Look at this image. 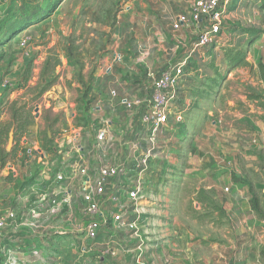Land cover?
<instances>
[{"label":"crops","instance_id":"crops-1","mask_svg":"<svg viewBox=\"0 0 264 264\" xmlns=\"http://www.w3.org/2000/svg\"><path fill=\"white\" fill-rule=\"evenodd\" d=\"M236 2L228 19L244 0ZM191 3L163 0L162 25L152 12L142 27L163 32L156 35L159 49L149 50L156 45L147 35L144 47L134 46L140 54L136 64L160 63L165 69L189 57L179 86L182 127L170 119L153 147L141 108L128 109L123 104L152 92L153 82L146 79L128 84L121 80L123 73L111 71L107 81L92 83L89 99L97 106L87 112L88 118L95 119L86 128L75 125L76 103L71 91L62 84L52 86L43 95L47 105L36 104L38 114L25 122V133L17 140L21 141L19 158L0 169V217L10 212L17 216L15 228L0 232V250L5 252L0 264H264V79L259 70L264 61L249 54L245 67L228 68L226 51L243 47L226 44L232 40L229 29L216 45L191 55L197 28L175 31L172 27L178 15L189 13ZM57 7L46 19L53 17ZM27 13L13 11L0 37L12 18ZM260 39L264 42V36ZM143 48L148 50L142 54ZM75 57L66 58L62 65L68 73L66 81L78 92L82 90L81 81L77 83L80 76L74 75L71 66L77 63ZM218 58L221 69L217 75L211 70L219 66ZM58 73L59 69L54 79ZM230 82L256 91L235 94L227 86ZM14 96L12 93L11 102ZM49 108L60 117L52 152L44 150L42 137ZM228 115L236 117V124L226 122ZM108 117L115 121L108 122L106 135L104 131L98 134L96 130L103 127L99 119L104 122ZM152 150L156 158L144 173L148 199L136 203L137 211L144 213L138 234L103 225L98 238L89 240L85 227L92 217L87 214L85 197L94 188L99 168L121 164L127 171L118 187L108 180L104 195L95 198L111 214L117 206H131L126 197L128 176L139 173L140 158ZM172 193L177 195L173 200ZM254 197L259 212L253 209Z\"/></svg>","mask_w":264,"mask_h":264},{"label":"rangeland","instance_id":"rangeland-1","mask_svg":"<svg viewBox=\"0 0 264 264\" xmlns=\"http://www.w3.org/2000/svg\"><path fill=\"white\" fill-rule=\"evenodd\" d=\"M162 2L163 0H0L1 33L9 19L7 17L15 10L18 12L27 10L28 13H32L49 9L52 12L58 6L52 18L40 22L35 27L30 26L12 36L10 40L0 39V42H7L6 45L0 43V128L4 127L10 119L9 106L12 93H15L14 101L18 102L16 107L23 112L22 120L28 116L29 109L32 110L34 118L36 104L47 105L43 99L45 94H42L43 91L51 90L52 86L57 84L65 85L71 91L76 103L75 125L86 128L95 118H87V112H85L87 101L80 104L81 93L75 91L76 88L70 84L72 82L66 81L68 73L62 65L63 60L71 59L75 55L77 63H72L71 66L75 71L74 75L80 76L76 81L78 84L81 81L82 89L85 85L98 83V80L110 79L106 72L109 65L112 66L111 71L115 74L123 73L121 80L123 79L128 84H141L140 80L144 81V79L153 82L163 67L160 68V63L153 62L136 64L134 60L138 59L140 54L135 53L134 46L140 44L144 47L147 42H144L143 37L147 35L156 45L149 50L155 52L159 49V35L157 34L158 31H162L152 30V28L151 31H145L142 27L145 25L146 17L152 12L159 16L160 21L157 18V22L161 23V15H163L161 12L164 11ZM262 2L263 0H244L241 7L233 9L229 19L227 17L225 20L224 26V31L231 30L232 40L227 41L226 44H243L240 50L246 51L247 57L249 54L250 56L257 55L258 61H264V42H260L261 39L255 41L252 38L251 40L245 32L247 30L256 31L259 38L264 36ZM236 3L234 2V5ZM151 21L153 20L150 19V26H152ZM156 27L160 28L158 25ZM249 44L251 46L248 48ZM144 50L148 49L143 48L142 54ZM159 55L161 56L162 53L159 52ZM160 56L155 55L156 58ZM118 58L120 60H117ZM217 64L219 66L213 68L211 72L218 75V70L221 69L219 58ZM227 67L231 68L230 65ZM241 67L245 65L238 68ZM57 69L59 73L54 79L53 76ZM95 74L97 78L94 77ZM61 77L63 80L59 79ZM40 83H45V85H40ZM209 85L212 86V83L209 82ZM214 85L216 86V79H214ZM227 86L232 88L235 94L256 91V88L251 89V86L242 85L240 82L234 84L230 82ZM214 87L212 95L216 89ZM191 99H194V95ZM96 106V103H92L90 110L95 111ZM45 115L46 120L51 122L57 118L58 114L49 108L45 110ZM226 119L228 124L237 122L236 117L231 115H228ZM109 121L114 122L115 120L112 117L106 118L104 122L99 119L103 127L101 125L96 132L99 134L104 131L106 135L105 130ZM96 122L98 120L94 123ZM58 125L59 122L54 126L55 131L58 130ZM121 132H125V129L122 128ZM20 133L23 134L24 131ZM172 181L175 183L176 179ZM180 181H182V175L178 178V183ZM175 196L177 195L172 193L171 199H175ZM259 210L258 208V212Z\"/></svg>","mask_w":264,"mask_h":264},{"label":"built area","instance_id":"built-area-1","mask_svg":"<svg viewBox=\"0 0 264 264\" xmlns=\"http://www.w3.org/2000/svg\"><path fill=\"white\" fill-rule=\"evenodd\" d=\"M236 1L192 0L189 13L180 14L175 18L172 24L173 30L175 31H181L190 26L197 28L196 38L191 45V55L203 52L211 45H216L217 41L222 37L225 20L230 14L229 9ZM117 60H120V58ZM188 61L189 57L178 64L163 69L154 78L153 90L146 98L136 99L134 101H123V104L128 109L141 108L142 120L149 131V141L153 147L158 142L159 132L163 127H167L170 124V119L175 121V125L178 128L182 127L185 122L184 114L180 110L178 103L179 86L184 82L185 69L188 66ZM111 70L112 66L109 65L106 72L109 73ZM153 158H156L153 150L146 153L138 162L139 173L135 176H128L126 197L128 204H131V206H117L111 214H106L95 198L104 195L108 180H114L118 187L122 177H126L127 171L124 165L121 164L99 168L94 180V188L85 197L87 214L92 217L85 227V233L89 240H96L98 238L103 225L122 227L134 234H138V225L144 213L137 211L136 203L140 200L145 201L148 199L147 183L144 173L150 169ZM225 191L228 192L229 189L226 188ZM130 207H133V209ZM132 216L134 219H132ZM16 219L15 212L1 216L0 232L15 228ZM1 253L5 252L0 250V256Z\"/></svg>","mask_w":264,"mask_h":264},{"label":"trees","instance_id":"trees-1","mask_svg":"<svg viewBox=\"0 0 264 264\" xmlns=\"http://www.w3.org/2000/svg\"><path fill=\"white\" fill-rule=\"evenodd\" d=\"M264 9V3L262 5ZM51 12L47 10L45 14H42L41 12L37 14L27 13L25 16H21V18L15 17L9 22V26L7 27V30L3 33V38L10 40L12 36L15 34L29 28L32 25L39 24L40 22L44 21L46 18H48ZM252 38L255 39V41L259 40V36L257 32L247 30L245 32ZM1 38V37H0ZM1 38V39H3ZM4 43V42H0ZM253 43V41H252ZM251 43V44H252ZM226 60L230 62V66L232 69L237 68L243 64L246 63L247 59V52L238 50V49H228L226 51ZM259 70L262 75V78L264 79V64H259ZM45 83H40V85ZM91 89V85H85L84 89L80 91L81 93V101L80 104L83 103V101H87L85 103L86 109L85 112H88L91 108V104L93 103L92 100L89 99V92ZM47 90L45 89L42 94L46 93ZM17 101H12L9 106L10 111V119L7 122V124L4 125V127L0 128V169L5 168L8 164L13 163L19 158V153L21 151V141L20 138L25 133V122L30 120L32 117V113L30 112V109L28 110V116H25V118L22 120V110L17 108ZM88 118V117H87ZM60 121V117L57 116V118L53 121H47V125L45 129L42 131V137L44 141V150L47 152H52L55 150V137L57 135V131L54 130V126L56 123ZM3 126V125H2ZM14 129V146L10 151L7 150V142L9 140L10 132ZM24 131L23 134H21V131ZM20 137V138H19ZM253 209L258 212V203L257 199H254L253 201Z\"/></svg>","mask_w":264,"mask_h":264},{"label":"water","instance_id":"water-1","mask_svg":"<svg viewBox=\"0 0 264 264\" xmlns=\"http://www.w3.org/2000/svg\"><path fill=\"white\" fill-rule=\"evenodd\" d=\"M38 107H37V110H36V113L38 114ZM14 129L10 132V135H9V140H8V145H7V150L10 151L12 149V147L14 146Z\"/></svg>","mask_w":264,"mask_h":264}]
</instances>
